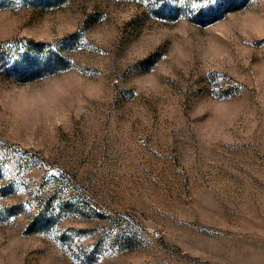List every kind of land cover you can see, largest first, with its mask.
Listing matches in <instances>:
<instances>
[{
  "label": "rangeland",
  "instance_id": "obj_1",
  "mask_svg": "<svg viewBox=\"0 0 264 264\" xmlns=\"http://www.w3.org/2000/svg\"><path fill=\"white\" fill-rule=\"evenodd\" d=\"M234 1L204 18L202 0H82L80 10L87 15L94 2V13L58 49L23 32L0 44V87L63 69L104 85L100 100L76 98L37 115L35 131L11 134L0 119V230L31 238L22 264H264V86L258 92L252 69L237 61L215 70L197 62L175 81L157 72V85L137 88L168 45L133 66L129 55L148 21L184 18L203 34L227 13L264 11V0ZM65 2L12 0L0 9L24 12L32 25ZM128 4L138 14L122 37L107 48L90 44L86 32L103 13ZM103 22L113 23L109 15ZM55 55L61 66L28 62ZM224 99L243 104L255 126L222 134L209 101Z\"/></svg>",
  "mask_w": 264,
  "mask_h": 264
},
{
  "label": "clouds",
  "instance_id": "obj_2",
  "mask_svg": "<svg viewBox=\"0 0 264 264\" xmlns=\"http://www.w3.org/2000/svg\"><path fill=\"white\" fill-rule=\"evenodd\" d=\"M82 0L76 4L66 2L56 8L49 9L35 24L29 25L30 15L17 12L10 7L0 9V44L10 42L21 32L28 40L44 43L51 50L58 49V42L77 32H81L84 22L94 13L95 4H85L87 15L80 10ZM138 12L134 4L116 9L111 13H103L100 22L87 31L88 42L97 47H110L122 37V30L136 18ZM109 15L113 23H106L104 16ZM150 21L143 27L139 37L129 49L132 66L147 59L165 44L167 51L152 69L136 77L137 88L147 84L149 88L157 85L156 73L170 80H177L178 73L187 76L196 63L202 69H228L239 61L243 68L252 69L253 86L259 92L264 86V11L246 7L230 12L224 18L203 27L199 34V25H193L188 19L178 18L171 26H160ZM195 33V35H194ZM48 49H45L47 52ZM256 58L257 63H253ZM103 70V65H100ZM104 95V85L91 81L68 69L45 74L35 81L26 83L9 82L0 87V119L8 125L11 134L22 132L33 126L37 115L43 117L56 108L80 98L100 100ZM138 93L134 92V96ZM214 111L209 114L222 122V134L237 130L243 125H251L254 114L245 106L235 101H209ZM57 128L62 127L56 122ZM243 134V133H242ZM31 238L14 229L0 230V264H22L23 255Z\"/></svg>",
  "mask_w": 264,
  "mask_h": 264
},
{
  "label": "trees",
  "instance_id": "obj_3",
  "mask_svg": "<svg viewBox=\"0 0 264 264\" xmlns=\"http://www.w3.org/2000/svg\"><path fill=\"white\" fill-rule=\"evenodd\" d=\"M12 1V0H0V7H5L7 6L8 4H10L9 2ZM50 1H53V2H56V1H61V0H50ZM236 4L234 0H225L223 4H220L218 7L213 4V2H211L209 5L205 6V5H202V7H200L198 9V14L200 17H204V18H216V14L217 13H225L227 11H231L233 10V5ZM28 59V57H27ZM26 59V60H27ZM30 60V59H28ZM28 62H31L30 63V66L33 70H37V69H42L44 68L45 66H61V64H63L64 61L62 60H59L58 57L55 56H49V57H45V60H38L37 58L36 59H31L30 61ZM32 72H29V73H24V71H22L20 74H28V75H24L25 77H22V80L23 81H29L31 79H29V76Z\"/></svg>",
  "mask_w": 264,
  "mask_h": 264
},
{
  "label": "snow or ice",
  "instance_id": "obj_4",
  "mask_svg": "<svg viewBox=\"0 0 264 264\" xmlns=\"http://www.w3.org/2000/svg\"><path fill=\"white\" fill-rule=\"evenodd\" d=\"M203 4L205 6L209 5L211 2H213V0H202ZM21 191H23V189H21ZM0 199H3V197H0Z\"/></svg>",
  "mask_w": 264,
  "mask_h": 264
}]
</instances>
